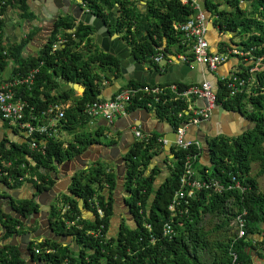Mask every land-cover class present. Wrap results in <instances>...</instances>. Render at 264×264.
<instances>
[{
	"label": "trees",
	"instance_id": "16d2710c",
	"mask_svg": "<svg viewBox=\"0 0 264 264\" xmlns=\"http://www.w3.org/2000/svg\"><path fill=\"white\" fill-rule=\"evenodd\" d=\"M70 1L76 4L74 9L79 15L85 13V5L90 13L102 18L109 36L119 34L141 62L153 63L150 58L160 52L157 46L162 44L164 37L168 47L176 46V51L186 54L189 62L193 60L184 31L175 28V24L184 23L195 15L197 10L192 0L187 3L183 0H146L144 11L140 8L141 0ZM224 1L230 8L221 0H201L207 22H212L221 34L230 33L239 38L236 45L241 51L249 52L246 56L234 55L226 40L219 43V52L230 51L232 56L238 57L241 61L238 73L251 78L253 83H249L244 91L231 95L219 79L217 102L228 110L242 113L254 126L235 136L209 138V162L200 165L196 177L215 179L223 190L201 189L194 197L179 204L176 212L169 209V204L180 186L184 171L183 152L173 149L176 159L172 175L155 189V173L152 170L146 174V171L153 156L162 151V146L157 143L158 134L149 141H136L124 155L127 167L124 187L130 195L122 203L128 208L134 224L123 219L115 231L111 227L112 218L120 211L115 206L121 209V205L115 204L117 169L112 164L91 162L87 168L75 172L68 186L69 193H59L48 212L42 209L35 196L53 187L55 179L51 172L59 163L73 159L88 145L99 142L98 137L106 127L97 131H78V127L98 118L87 113L86 103L100 100V83L103 78H108V70L120 74V58L100 47L97 42L100 35L94 23L71 14L55 19V31L37 56L25 57L24 39L4 46L0 31V72L11 62H14L16 75L11 80L26 76L34 68L39 69L31 86L16 87V96L28 101L36 110L71 100L58 124L60 130L64 126L73 133L76 140L65 147L56 135L46 136L39 150H31L28 142L18 144L0 140V182L10 188L30 183L38 190L31 198L12 199V209L24 217H31L32 222L43 220L42 233L35 234L37 239L34 241L28 238L22 248L12 239L16 240L22 234L24 223L30 225L31 222L12 216L0 205V224L5 230V242L0 245V264H24L32 255L36 256L37 264H234L232 253L237 254L239 263L252 264L248 251L253 246L251 237L264 224V191L258 183V178L264 175V0ZM243 1H250L251 7H242ZM18 4L27 11L28 0H0V14L7 7ZM3 23L0 17V25ZM73 27L75 31L68 32ZM59 35L67 38V42L52 52ZM258 60L257 69L251 73L250 68H255ZM60 80L82 83L86 89L79 96L72 88L58 92ZM144 84L149 83L130 81L117 92ZM167 97L136 95L128 106V113L153 107L161 120H169L177 127L187 120L186 114L185 117L178 116L187 105L183 100L172 99L171 93ZM0 119H3L1 114ZM254 164L258 165L255 174ZM233 176L245 187L244 191L236 187ZM58 203H62V207ZM164 203L165 208L161 210ZM99 208L103 211L102 216ZM85 212L91 215L86 216ZM35 213L40 216H34ZM238 217L245 221L246 234L242 237L238 236ZM165 223L172 225V235L164 232ZM212 223L213 226L208 228ZM51 231L64 237L68 245L49 237L39 241V237ZM29 232L32 231L26 233Z\"/></svg>",
	"mask_w": 264,
	"mask_h": 264
},
{
	"label": "crops",
	"instance_id": "0c3cea01",
	"mask_svg": "<svg viewBox=\"0 0 264 264\" xmlns=\"http://www.w3.org/2000/svg\"><path fill=\"white\" fill-rule=\"evenodd\" d=\"M69 2L70 4L74 3H72L70 0ZM183 2L187 3L185 1ZM140 3V8L143 11L146 10V0H141ZM192 4L195 8L197 7V5H199L201 9V11H199L196 8L197 11L195 12L194 16H197L200 12H203L205 15L207 14L206 10L201 6V0H192ZM66 14H71L75 17L79 15L77 9L72 10V8L70 7L66 8V3L63 0H28L27 11L21 8L19 4L14 7H7L2 14V19L4 23L3 25H0V31L2 34L1 38L3 40V44L7 47L8 45L18 43L24 39L26 44L24 49L25 57L37 56L39 53L42 52L43 45L52 37L55 31V19L59 17V15ZM100 27L101 26L98 25V28ZM75 29V27L70 28L68 29V32L75 31ZM59 38L63 39L65 37L60 36ZM207 38L210 43V50L212 52H219V43L223 40H226L232 47H237L236 44L237 42H239V38H235L233 34H221L218 28L213 27L212 22H210L209 24V32L207 34ZM104 39L105 37L101 35L97 36V42L100 47L103 46L101 45V43ZM232 39H234V41ZM112 42H116L114 37H111L108 40L110 51L113 50L115 52L113 53L114 55L118 56L116 52H118V54L122 51L125 53L124 42L119 41L116 44ZM161 43L162 44L160 46H157L160 52L156 53L153 57L150 58L152 59L153 63H150L148 61L140 62L138 59L136 60L135 58H132L131 61H129V58L127 56L124 59L120 58L121 62H125L124 69L122 71V66L120 67V74H118L117 72L111 73V71L109 70L106 72L108 78H103L102 82L100 83V98L105 99L112 97L118 91V89H120L130 81L149 83L152 85L154 83L155 85L163 86L170 84L171 82L191 84L200 82L204 78H209L212 80L214 85L217 86L218 80L222 76L237 70L241 63L238 57L231 56L229 60L220 65L216 71H210L207 66L202 63L182 61L181 55L184 53L176 51V46L168 47L166 37L162 38ZM63 45L64 44H62L61 46ZM159 53L164 54V57L161 61L156 60V57ZM137 62H140L142 64H139ZM14 66V62H11L6 69L0 72V87L6 81L11 80L13 76H16L13 72ZM161 74H163V76ZM71 88L75 91V95L79 96L83 94L73 88L69 82H65L63 80H60V87L57 91H69ZM197 101L195 102V105H198ZM71 103L72 101L70 100L68 102L63 103L62 105L66 109L67 107H69V105H71ZM88 103H86V105H88ZM220 106L222 105L220 104ZM147 110L148 111L134 113L132 119L128 118L127 120H124L120 117L119 119H115L110 124L103 117L95 118L92 120V122L89 121L86 124H89L88 127L92 128H89L88 131H97L100 127H106L107 129H105L102 135L98 137L100 138L99 142H94L88 145L84 148L83 152L77 154L71 160L74 161L77 167H86L90 165L91 162H103L106 164H112L116 167L117 172L118 168H120L123 171L122 176H125L127 170L126 164L123 161L119 163V161L117 162V160H119L121 156H124L132 148L134 143L138 141L134 127L135 125H139L137 123H141L142 130L150 132L154 135L158 134V136L164 137L169 141L167 145L162 146L160 144V146H162V151H159L158 154L153 156L150 166L146 171V174H149L150 172H152V170L154 171V187L155 189L159 188L162 183H164L166 179L170 175H172V170L175 167L176 158L173 149L178 148L175 145L176 132L175 126L172 124V122L169 120H161L153 107L148 108ZM241 114L242 113L238 111L228 110L225 107L224 110H222L219 108V106H216L214 109H212L210 118L207 120L209 122V125L204 124V122L198 125H187V137L189 139H199L203 144L201 157L195 165L196 170L199 169L202 163L206 164L209 162V152L205 146V143L202 140V138L204 137V131L201 130L202 127L200 128V126L204 124L205 128H207L208 130V133H216L217 136H235L242 133L246 128L251 126V122L246 117H244L245 119H243V114ZM43 119L45 118L43 117ZM46 123L47 122H44V124ZM116 123H119V125H117ZM182 124L184 125V123ZM78 130H80V126L78 127ZM65 133L68 134V139L64 138L63 135ZM54 135H56L59 139L64 142L65 147H67L71 141L76 142V140L74 139V134L68 130H65L64 126L63 130H60L59 126L57 128L56 134ZM208 137L210 138L213 136ZM5 139H7L9 142H17L18 144H24L30 138L26 135V133L15 131V128L9 125L8 122L4 119H0V140ZM44 139H46V136L41 137V140L36 148L33 149L31 145H29V148L31 150L41 149L43 147L42 142ZM114 140H117L115 143L121 142L122 146L120 147V150H118L119 152L117 151V149L113 148L112 144L114 143L110 144ZM107 145H109L110 147H107ZM65 162L66 161L59 163L57 167L51 172V175L55 179L54 185L57 183V181L61 179V176L65 175V172L67 171L61 166ZM73 166L74 165H70V167L68 168L69 172H71L70 170H72ZM65 168H67V165L65 166ZM56 176L58 180L55 178ZM117 183V189L122 186L118 195L116 193L117 190L115 191V204L121 205V209H118L115 206L116 210H120L119 213L116 215L117 218H120L118 222L124 219L128 223L133 222L134 224V219H132V217L130 216L128 208H126L125 205L122 204L123 200L125 201V198L130 194L125 190V183L123 184V181L121 183V180L117 178ZM33 191L34 190L31 187L30 183H25L22 186L10 188L0 182V205L3 207V205H6L9 200L11 203L12 199L18 200L20 197L31 198L33 195ZM2 193H4V196H1ZM50 200L51 198H48L46 201L50 202ZM51 202H54V199ZM84 215L90 216L91 214L85 212ZM116 217L112 218V228L113 225H116L117 228V224H115L117 223ZM42 222L43 220H40V226L43 225ZM38 223V220L33 221L30 224L31 226H27L29 229H31L32 226L35 227ZM40 231H43L41 227L38 228L37 231L34 233H42ZM4 233V227H2L0 224V245L5 242L3 240ZM43 237L45 236L39 237V241ZM56 240H59L64 245H68V243L65 242L63 238H59ZM12 242L17 243L15 239H12ZM23 242V237H21L19 244ZM251 243L253 244V246L250 247L248 251L252 259V264H264V224L262 225L260 231L255 233L251 237Z\"/></svg>",
	"mask_w": 264,
	"mask_h": 264
},
{
	"label": "built area",
	"instance_id": "2783aa9c",
	"mask_svg": "<svg viewBox=\"0 0 264 264\" xmlns=\"http://www.w3.org/2000/svg\"><path fill=\"white\" fill-rule=\"evenodd\" d=\"M82 2V0H80ZM187 2L188 0H184ZM201 11L199 5L196 7ZM84 12H89V8L84 5ZM2 18V14H0ZM207 17L203 12H200L197 16L190 17L186 22L175 24L176 29H181L185 33V40L190 43L191 53H193V59L199 63L207 64L211 70L217 69V67L227 59V54L212 53L210 51L209 41L207 34L209 32ZM67 39L59 38L54 44L52 51L54 52L62 44L66 43ZM235 53H239L235 51ZM242 52H240L241 54ZM244 54V53H242ZM183 60H189V57L185 54L181 55ZM163 58V54H159L156 60L160 61ZM253 71V70H251ZM39 72L38 68L32 69L24 77H16L14 80L6 81L0 87V114L2 118L8 122L12 127H17L20 132L26 133L30 138V145L34 149L38 146L41 137L52 136L56 134L59 127V120L65 116V108L60 104H49L45 109L36 110L33 105H30L28 101L16 96V87L22 84L32 85L34 83L36 74ZM224 85L229 90L231 95H235L238 92L243 91L250 78L240 76L236 73H232L223 78ZM173 93L175 98L185 99L188 103L186 115L188 116V122L178 126L176 130L175 145L184 154V171L180 177V186L175 191L172 200L169 204V209L176 212L177 206L182 202L188 201L190 198L196 195V192L205 189H213L217 192L223 190V186L212 178H203L197 176V170L195 169V163L200 159L202 153V144L198 139H187V124H197L202 120L209 117L211 110L217 103L218 96L215 88L209 80H204L201 83H195L188 85L184 88L179 87L177 83H170L168 85L157 86H139L129 87L118 92L114 97L110 99H100L93 102H89L86 106V111L93 117H103L108 121H113L115 118L125 114L128 106L132 103L133 97L136 95L145 96L153 95L155 97L164 96L168 98V93ZM197 98H203L207 101L206 107H197L195 100ZM27 108L29 109L27 113ZM34 109L36 111H34ZM183 116L182 113L179 117ZM43 117L45 119H43ZM44 122H47L44 124ZM136 136L142 140L154 139L153 134L144 133L141 129H136ZM157 142L168 144V139L158 137ZM24 166V165H23ZM22 179V177H21ZM233 180L236 182V187L241 188L243 191L245 187L241 185L236 176H233ZM100 215H103V211L98 209ZM238 236L242 237L246 234L245 221L242 217H238ZM148 226V225H147ZM164 232L172 235L173 228L170 223H165ZM234 264L239 263L237 260V254L232 253Z\"/></svg>",
	"mask_w": 264,
	"mask_h": 264
},
{
	"label": "water",
	"instance_id": "95a60500",
	"mask_svg": "<svg viewBox=\"0 0 264 264\" xmlns=\"http://www.w3.org/2000/svg\"><path fill=\"white\" fill-rule=\"evenodd\" d=\"M63 1H65V3H66V8H69L70 7L73 10L76 7V4H70L69 0H63ZM201 6L205 9V6H204V3L203 2H201ZM64 11H66V10H64ZM76 17L82 18L83 20H85L87 22H90V23H95V26H97L98 34L101 35V36H103V37H105V40L110 35V32L108 30V27H107L105 21L102 18L97 17L96 15H94L92 13H87V12L83 13L81 16L80 15H77ZM98 25H100L101 27L98 28ZM113 36H115V35H113ZM115 37H116V39H115L116 42H112V43L116 44L119 41H121L120 38L117 35ZM104 42H106V43H104ZM104 42L102 44L103 47H104V49L110 51L108 41H104ZM110 52L115 53L113 50H111ZM116 54L121 59H124L127 56L129 58V61H131L132 58H135L137 60V57L135 55H132L130 53L129 48L126 45H125V53L122 51V52H119V54H118V52H116ZM137 63L141 64L140 62H137ZM124 64H125V62L122 61L121 62V66H122L121 69H122V71L124 69ZM157 72H158V70H157ZM161 75L163 76V74H161ZM125 77H127V76H125ZM69 83L77 91H82L81 93H83L85 91V89H86L85 85H83L82 83H74V82H69ZM197 104H198V106H204L203 100H198L197 101ZM217 106H219L220 109L224 110V107L223 106H220L218 104H217ZM141 111H148V110L147 109H136V110L130 112V114L128 113L127 115L121 116V118H123L124 120H127L128 118L132 119L134 113L141 112ZM242 118L245 119L244 118V115H242ZM116 124L119 125V123H116ZM137 124H139V125L142 126L141 123H137ZM204 124H208L209 125V122L208 121H205ZM204 124H202L200 126V128L202 127L201 130L204 131L203 132L204 137L202 138V140L205 143V146H206V148L208 150V148L210 146L209 139H208L209 137L208 136H216V133H208V130H207V128H205ZM250 125L251 126H249L248 128H246L244 131H246L249 128H252L254 126V123L251 122ZM206 134H207V137H206ZM108 146L109 145H107V147ZM112 146H113V148L117 149V151H118V150H120V147L122 145H121V142H120V143H114V144H112ZM118 161H119V163L122 162V161L124 162V156H121V158L119 160H117V162ZM66 165H67V168H65ZM70 165H74L73 168H72V170H70L71 172L68 171V168L70 167ZM61 166L63 167V169H66L67 170L65 172V175L61 176V179L60 180H63V181H60V180L57 181V183L55 185H53V187L50 190L45 191V192H42L39 196L38 195L35 196V199H37L42 204V209L45 210V211H47V212L51 208V201L53 199H55L56 196L59 193H61L62 191H64L65 193H69L68 186H69V184H70V182L72 180V175L71 174H73V173H75V172H77V171H79L81 169H85L89 165L86 166V167H84V166L83 167H77L73 160H68L64 164H62ZM122 173H123V171L120 168H118L117 178H119L121 180V183L123 181V184H124L125 183L124 182L125 176H122ZM55 178L58 180L57 176ZM32 188L34 190L33 194L37 193L38 190L35 187H32ZM121 188H122V186H120V189ZM48 198H51L50 202L46 201ZM3 207L6 209V211L11 212L12 216H15L17 218H20L22 221H26V219H25L26 217L22 216L19 213H16L12 209V206L10 205V200L8 201V203H6V205L4 204ZM34 216H38L39 217L40 215H39V213H35ZM27 223H30V222H27ZM26 235L28 236V238L30 240L31 232L26 233ZM43 236L50 237V238H55V239H59V238L62 239L63 238V240H64V237H62V236L60 237V235H58L57 233L55 234V232H53V231H51L50 233H45ZM16 240H17V243H19V239L16 238Z\"/></svg>",
	"mask_w": 264,
	"mask_h": 264
},
{
	"label": "clouds",
	"instance_id": "9594fccd",
	"mask_svg": "<svg viewBox=\"0 0 264 264\" xmlns=\"http://www.w3.org/2000/svg\"><path fill=\"white\" fill-rule=\"evenodd\" d=\"M243 2H250V1H243ZM243 4V3H242ZM247 7H249V6H247ZM251 7V6H250ZM89 13V12H88ZM206 17H207V14H206ZM208 27H209V25H208ZM73 32V31H72ZM115 36L117 35L119 38H120V40H121V42H124L123 40H122V38L120 37V35L119 34H114ZM61 35H59L58 36V38H57V40L59 39V37H60ZM73 36H74V33H73ZM115 36H113V35H111V36H108L107 37V39L105 40H103L102 41V43H101V45L103 44V42L104 41H108L111 37L113 38L114 37V39H116V37ZM56 40V41H57ZM104 43H106V42H104ZM125 43V45L130 49V47L128 46V44L126 43V42H124ZM209 46H210V43H209ZM103 47V46H102ZM103 49H104V47H103ZM105 50V49H104ZM211 51V50H210ZM235 51H237V52H239V53H235ZM53 52V51H52ZM105 52H109V53H111L110 51H108V50H106ZM212 52V51H211ZM231 52L235 55V54H238V55H240V56H246L249 52H244V51H241V49L239 48L238 49V47H232V49H231ZM230 51L229 52H226V53H220V52H212V53H219V54H227V59L223 62V63H225L227 60H229V58H230V56H232L230 53H231ZM240 52H242V53H244V54H240ZM130 53L132 54V52H131V49H130ZM113 54V53H112ZM159 54H162V53H159ZM158 54V55H159ZM132 55H134V54H132ZM183 55V54H182ZM186 55V54H185ZM137 57V56H136ZM163 57H164V54H163ZM138 59V58H137ZM163 59V58H162ZM161 61V60H160ZM182 61H184V62H189L190 61V59L189 60H183L182 59ZM141 62V61H140ZM191 62H196V63H199V62H197V61H195L194 59L193 60H191ZM223 63H221L220 65H222ZM259 63H260V61L258 60L257 62H256V64H255V68L254 67H251L250 68V72L252 73V72H254L255 71V69H257V67H258V65H259ZM142 64V63H141ZM248 64H251V63H248ZM247 64V65H248ZM120 65H121V59H120ZM204 65H206L207 66V68L210 70V71H216L217 69H218V67L220 66H218L217 67V69H215V70H211L210 68H209V66L207 65V64H204ZM251 70H253V71H251ZM239 72V70H238V68H237V70H235V71H232V72H230L229 74H226V75H224V76H228V75H230V74H232V73H236V74H238V75H240V76H243V74H240V73H238ZM224 76H222L220 79H222ZM204 80H209L211 83H212V80L211 79H209V78H204V79H202L200 82H196V83H201L202 81H204ZM223 80V79H222ZM10 81V80H9ZM219 81V80H218ZM250 81H251V78H250ZM248 82L247 83V85L245 86V88L248 86V84L249 85H251L252 83H253V81H251V82ZM171 83H177V82H171ZM178 85H179V87H181V88H184V87H186V86H188V85H191V84H195V83H191V84H189V83H181L180 84V82H178L177 83ZM145 85V84H144ZM144 85H141V86H144ZM146 85H149V86H157V85H155V84H146ZM168 85V84H167ZM212 85H213V87L215 88V91L217 92V96H218V83H217V86H215L213 83H212ZM29 86H31V85H29ZM159 86V85H158ZM162 86V85H161ZM134 87H139V86H134ZM127 88H129V87H127ZM244 88V89H245ZM126 89V88H125ZM244 89H243V91H244ZM124 90V89H123ZM242 92V91H241ZM118 92H116L112 97H114L116 94H117ZM171 93V92H170ZM112 97H110V98H112ZM171 97H172V99H176V100H183V99H177V98H175L174 96H173V93H171ZM110 98H105V99H110ZM100 99H102V98H100ZM197 100H203V102H204V106H198V105H196L197 107H206V105H207V101L205 100V99H203V98H197L196 100H195V102L197 101ZM183 101H185V103H186V105H188V103L186 102V100L184 99ZM218 101V100H217ZM217 104L218 105H220V103H216L215 104V107L217 106ZM61 105V104H60ZM131 105V104H130ZM129 105V106H130ZM149 106H151V104H149ZM223 106V105H222ZM214 107V108H215ZM187 108H188V106L184 109V111H182V112H180V113H182L183 114V112H184V117H185V114H186V110H187ZM213 108V109H214ZM139 109H148V108H139ZM211 112H212V110H211ZM211 112H210V115H211ZM179 113V114H180ZM128 114V109H127V112L125 113V114H123V115H127ZM123 115H121V116H123ZM210 115H209V117L208 118H206V119H204V120H202L201 122H199V123H197V124H193V125H198V124H200V123H202V122H205V121H207L209 118H210ZM121 116H119V117H117V118H115V119H119ZM179 116V115H178ZM245 117V116H244ZM105 119V118H104ZM114 119V120H115ZM186 119V118H185ZM109 124L110 123H112L113 121H108L107 119H105ZM188 122V116H187V120H185L183 123L184 124H186ZM181 125V124H180ZM180 125H178V126H180ZM188 125V124H187ZM186 125V126H187ZM178 126L177 127H175V132H176V130H177V128H178ZM135 129V134H136V129L137 128H139V129H141V125H135V127H134ZM142 130V129H141ZM144 133H150V132H146V131H144V130H142ZM150 134H152V133H150ZM153 136H155L154 134H153ZM157 136V135H156ZM219 136V135H218ZM137 137V136H136ZM158 137H160V136H157V138ZM186 137H187V134H186ZM213 137H217V135L216 136H213ZM138 138V137H137ZM164 138V137H163ZM187 139H189L188 137H187ZM194 139H196V138H194ZM209 139V138H208ZM30 140V139H29ZM27 141L28 143H29V145H30V141ZM138 140H141L140 138H138ZM192 140V139H191ZM199 140V139H198ZM200 142H201V140H200ZM157 143H159V144H161L162 146H163V143H160V142H157ZM201 144H202V142H201ZM178 149V148H177ZM202 149H203V144H202ZM209 149V148H208ZM56 199V198H55ZM42 239H40V241H41ZM245 264V263H244Z\"/></svg>",
	"mask_w": 264,
	"mask_h": 264
},
{
	"label": "rangeland",
	"instance_id": "374dc122",
	"mask_svg": "<svg viewBox=\"0 0 264 264\" xmlns=\"http://www.w3.org/2000/svg\"><path fill=\"white\" fill-rule=\"evenodd\" d=\"M222 1V4L224 5V6H227L228 8H230V6L229 5H227L226 3H225V1L224 0H221ZM141 4V3H140ZM226 4V5H225ZM247 6H249L250 7V2H243V4H242V7H247ZM210 21H211V19H210ZM56 42V41H55ZM80 93L82 92V91H79ZM89 126V124H84V125H81L80 126V130H82V129H84V130H88L89 128H92V127H88ZM80 130H78V131H80ZM63 134V133H62ZM65 134H67V133H65ZM63 135L64 136V138H67L68 139V134L67 135ZM257 170H258V165L257 164H254L253 165V174H255L256 172H257ZM258 183H259V187H260V189L262 190V191H264V175L263 176H261V177H259L258 178ZM120 187L117 189V191H116V193H117V195H118V193L120 192ZM34 192V191H33ZM33 192H32V194H33ZM123 196V195H122ZM55 203H56V201H55ZM59 204V207H62V203H58ZM165 208V203L162 205V207H161V210H163ZM116 217V216H115ZM117 218V217H116ZM124 218V217H123ZM119 219L120 218H117V223H115V224H117L118 225V221H119ZM131 225H133V222H129ZM27 225V224H26ZM213 226V223L212 224H209L207 227L208 228H211ZM115 228H116V225H113V230H115ZM112 229H111V231H113Z\"/></svg>",
	"mask_w": 264,
	"mask_h": 264
},
{
	"label": "flooded vegetation",
	"instance_id": "af4514ba",
	"mask_svg": "<svg viewBox=\"0 0 264 264\" xmlns=\"http://www.w3.org/2000/svg\"><path fill=\"white\" fill-rule=\"evenodd\" d=\"M89 13H90V12H89ZM19 199H24V197H20ZM11 204H12V200H11L10 205H11ZM11 206H12V205H11ZM51 206H52V205H51ZM51 208H52V207H51ZM51 208H50V210H51ZM28 220H29V222H32L31 220H33V219H31V217H30V218H27V217H26V222H28ZM37 220L39 221V223H38L37 225H38V227H40V220H39V219H36V220H34V221H37ZM36 223H37V222H36ZM38 227L35 226V228L32 230V229H29L28 226L24 223V228L21 229V233H22V234H21L20 236H18L19 241H20V238L23 237L24 242L21 243V244H18V245H21L22 248H25V245H26V243H27V241H28V236L26 235V232H28V231H32V232H31V236H30V240H32V241L36 240L37 238H35V233H34V232L37 231ZM41 227H42V226H41ZM42 236H43V235H42ZM24 258H26V257H24ZM35 259H36V256H35V255H32L31 257L29 256V257H27V258L25 259L24 264H37L38 261H35Z\"/></svg>",
	"mask_w": 264,
	"mask_h": 264
},
{
	"label": "bare ground",
	"instance_id": "6f19581e",
	"mask_svg": "<svg viewBox=\"0 0 264 264\" xmlns=\"http://www.w3.org/2000/svg\"><path fill=\"white\" fill-rule=\"evenodd\" d=\"M184 1V0H183Z\"/></svg>",
	"mask_w": 264,
	"mask_h": 264
}]
</instances>
